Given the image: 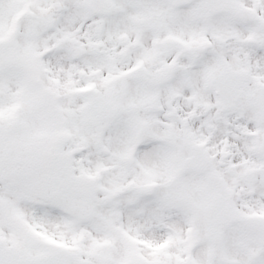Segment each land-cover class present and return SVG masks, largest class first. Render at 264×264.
<instances>
[{
    "label": "snow or ice",
    "instance_id": "snow-or-ice-1",
    "mask_svg": "<svg viewBox=\"0 0 264 264\" xmlns=\"http://www.w3.org/2000/svg\"><path fill=\"white\" fill-rule=\"evenodd\" d=\"M0 264H264V0H0Z\"/></svg>",
    "mask_w": 264,
    "mask_h": 264
}]
</instances>
